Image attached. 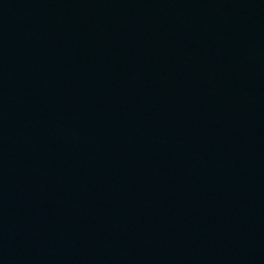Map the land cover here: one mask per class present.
<instances>
[{
	"label": "water",
	"instance_id": "obj_1",
	"mask_svg": "<svg viewBox=\"0 0 264 264\" xmlns=\"http://www.w3.org/2000/svg\"><path fill=\"white\" fill-rule=\"evenodd\" d=\"M0 264H264V0H0Z\"/></svg>",
	"mask_w": 264,
	"mask_h": 264
}]
</instances>
